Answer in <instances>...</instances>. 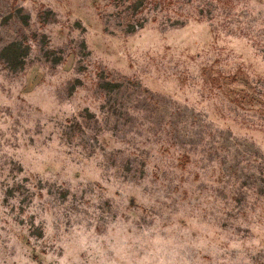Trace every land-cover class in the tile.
<instances>
[{
	"label": "rangeland",
	"instance_id": "rangeland-1",
	"mask_svg": "<svg viewBox=\"0 0 264 264\" xmlns=\"http://www.w3.org/2000/svg\"><path fill=\"white\" fill-rule=\"evenodd\" d=\"M138 1L0 0V264H264V0Z\"/></svg>",
	"mask_w": 264,
	"mask_h": 264
},
{
	"label": "trees",
	"instance_id": "trees-1",
	"mask_svg": "<svg viewBox=\"0 0 264 264\" xmlns=\"http://www.w3.org/2000/svg\"><path fill=\"white\" fill-rule=\"evenodd\" d=\"M138 2H142V0H139ZM11 46H14V45L13 44L9 45V47H11ZM47 55H49V53H47Z\"/></svg>",
	"mask_w": 264,
	"mask_h": 264
}]
</instances>
